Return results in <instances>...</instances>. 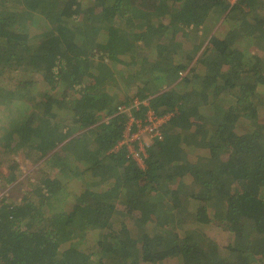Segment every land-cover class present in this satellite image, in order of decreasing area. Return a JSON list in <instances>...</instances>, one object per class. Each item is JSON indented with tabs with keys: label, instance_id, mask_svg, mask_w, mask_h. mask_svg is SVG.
I'll return each mask as SVG.
<instances>
[{
	"label": "trees",
	"instance_id": "trees-1",
	"mask_svg": "<svg viewBox=\"0 0 264 264\" xmlns=\"http://www.w3.org/2000/svg\"><path fill=\"white\" fill-rule=\"evenodd\" d=\"M216 13L226 33L183 56ZM259 39L264 0H1L0 68L39 75L0 88L1 146L44 162L21 203L0 202V264H264V59L238 48ZM143 42L156 54L127 74L174 113L144 169L115 150L127 118L111 92Z\"/></svg>",
	"mask_w": 264,
	"mask_h": 264
},
{
	"label": "rangeland",
	"instance_id": "rangeland-1",
	"mask_svg": "<svg viewBox=\"0 0 264 264\" xmlns=\"http://www.w3.org/2000/svg\"><path fill=\"white\" fill-rule=\"evenodd\" d=\"M234 2H236V0ZM214 17H216L215 20L214 18H212L211 20L209 19L207 20L205 32L203 31L202 33L198 35L192 34L188 38L186 37L187 39L185 38V36L183 37V35L182 36L180 35L181 44L183 45H181L182 48H179V49H182L183 56L185 54L187 55L188 52H192L193 46L199 45L200 43H202L203 48H204L205 45H207V43L212 37H216V36L222 37L226 33V31L230 27V25L224 24L226 14L222 18H220L218 17V14L216 13V16ZM223 24H224L223 30H220ZM39 34H40V31L37 32V35ZM167 46H171V42H169ZM238 48L242 51H245V50L249 51L248 49H251L252 52L256 53V55H259L260 57L264 59V43L262 42L261 39L257 40L256 42L252 44L250 43L241 44L240 47ZM136 53H137L136 54L137 61H135L134 63L129 64V62L126 59L119 60L118 62L119 68L121 69L122 67V69L124 70L127 76L125 77V81L121 77V80L119 84L117 85V87H115V89H112L111 91L113 94V97L116 96L118 101L120 100L124 103H129L132 98H137L135 97V93L138 91V88L136 86V80L131 75L127 74L128 71L126 69L130 68V65H131L134 70H138L140 58L149 60L151 57H153L156 54V53L154 54L152 50V46L149 43L147 44L145 42H143L142 44L138 43ZM197 57L198 55L196 56L193 63H197L196 62ZM217 65L219 64H216L214 68ZM191 67L193 68V67H199V66L197 63L196 65L191 66ZM9 69L0 68V88L4 87L6 89L14 90L12 89L16 86L14 84L20 82V80L25 81V80L36 79L39 76L38 74L34 73L33 67L28 64L27 65L24 64L21 67H17V68L13 67ZM259 95L263 96L261 100H264V88L263 87L260 88V93H258V97ZM3 111L5 110L1 108L0 106V113ZM155 114L157 113L155 112ZM260 114L261 115H260L259 122L261 124H264V107H262ZM136 119H139V118L136 117ZM29 134L30 133L25 134L24 143H27L26 141H28ZM121 141L117 144L116 147L120 145ZM22 149L23 150L20 153L5 152L3 147L1 146V141H0V202L3 199V197L6 196L5 194L8 193V197H5L8 199L7 203H10V204L21 203V200L24 198L26 192L29 191V188L27 187L28 182L32 180V178H35L34 180L36 179L38 180L41 177L40 172H42V168H43L42 163L44 162V160H40V155H38L37 152L32 151V149L30 148H22ZM147 156H148V153H147ZM94 209H95L94 206L89 207L88 210L91 213V215L94 213ZM216 213L217 212L212 214L209 211L211 223H209L208 225L204 227L208 229V232H210L216 237L221 248H225L227 245H229V239L226 236V234L223 232L224 225H222V223L220 222L221 216H217ZM151 220L154 222L155 217L152 216Z\"/></svg>",
	"mask_w": 264,
	"mask_h": 264
},
{
	"label": "built area",
	"instance_id": "built-area-1",
	"mask_svg": "<svg viewBox=\"0 0 264 264\" xmlns=\"http://www.w3.org/2000/svg\"><path fill=\"white\" fill-rule=\"evenodd\" d=\"M234 2L235 0H231ZM121 115L128 118L123 140L115 148L119 150L125 148L128 155L137 162L142 169L145 168L147 153L155 143L163 140L162 126L173 117L172 113L159 116L149 108L147 101H135L131 107L122 106L118 109ZM133 111H145L142 118L133 115Z\"/></svg>",
	"mask_w": 264,
	"mask_h": 264
},
{
	"label": "crops",
	"instance_id": "crops-1",
	"mask_svg": "<svg viewBox=\"0 0 264 264\" xmlns=\"http://www.w3.org/2000/svg\"><path fill=\"white\" fill-rule=\"evenodd\" d=\"M262 42L264 43V40H262ZM142 60H144L145 62H147V61H149V60H147V59H143V58H141ZM263 88H264V86H262ZM165 91H167V90H164V91H162V93L163 92H165ZM160 94V93H159ZM135 97H137V98H132L131 100H130V102L129 103H125V106L126 107H131L132 105H134V102L135 101H147V103H148V105H149V108H151L150 107V102H151V100H152V96H148L147 98H145L146 96H140V95H138V91L135 93ZM137 113H139V112H137V111H133V115L135 116V117H137ZM125 116V115H124ZM127 118V117H126ZM138 118V117H137ZM127 122H128V118H127V121H126V125H127ZM125 129H126V126H125ZM124 132H125V130H124ZM124 135V134H123Z\"/></svg>",
	"mask_w": 264,
	"mask_h": 264
}]
</instances>
